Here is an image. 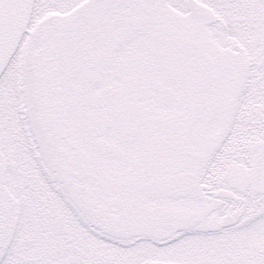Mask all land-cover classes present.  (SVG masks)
<instances>
[{
    "label": "snow or ice",
    "instance_id": "obj_1",
    "mask_svg": "<svg viewBox=\"0 0 264 264\" xmlns=\"http://www.w3.org/2000/svg\"><path fill=\"white\" fill-rule=\"evenodd\" d=\"M0 264H264V0H0Z\"/></svg>",
    "mask_w": 264,
    "mask_h": 264
}]
</instances>
